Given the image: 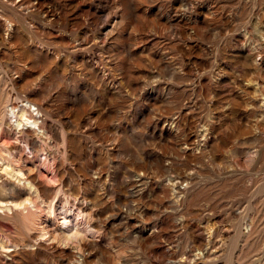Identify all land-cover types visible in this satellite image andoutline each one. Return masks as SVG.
Returning a JSON list of instances; mask_svg holds the SVG:
<instances>
[{
    "label": "rangeland",
    "instance_id": "374dc122",
    "mask_svg": "<svg viewBox=\"0 0 264 264\" xmlns=\"http://www.w3.org/2000/svg\"><path fill=\"white\" fill-rule=\"evenodd\" d=\"M0 264H264V0H0Z\"/></svg>",
    "mask_w": 264,
    "mask_h": 264
},
{
    "label": "bare ground",
    "instance_id": "6f19581e",
    "mask_svg": "<svg viewBox=\"0 0 264 264\" xmlns=\"http://www.w3.org/2000/svg\"><path fill=\"white\" fill-rule=\"evenodd\" d=\"M25 103V102H24ZM23 103V104H24ZM28 103V102H27ZM31 104V103H30ZM25 105V104H24ZM23 105V106H24ZM12 106V105H11ZM10 106V107H11ZM22 106V107H23ZM28 106V105H27ZM18 107V106H17ZM20 107H21V105H20ZM21 107V108H22ZM20 108V110H17L16 112H15V110H13V107H11V113H12V115H10L11 117H13L14 118V121L13 122H15V125L17 126V127H19L20 125H23V124H25V126L26 127H35V126H40L41 127V125H38V123H39V119H37V116H36V111H34V108L33 109H31L32 111L31 112H29L28 113V115H26V111L25 110H22ZM24 108H26V107H24ZM30 108V107H29ZM9 109V108H8ZM10 110V109H9ZM30 110V109H29ZM28 111V110H27ZM10 112L8 113V114H10ZM38 112H39V110H38ZM38 120V121H37ZM12 124V123H11ZM14 124V123H13ZM20 128V127H19ZM39 128V127H38ZM31 129V128H30ZM27 130V129H26ZM17 172H20V171H17ZM17 205V204H16ZM7 207V206H6ZM65 218V217H64ZM68 220V219H67ZM70 220V219H69ZM63 223L62 224H64L65 222H66V220H65V222L64 221H62ZM78 222V221H77ZM75 225H78V224H75ZM67 228H69V230H67ZM63 232H67V233H71L72 235L73 234H75V232H76V229H72V226L71 227H68V225H66V231H63Z\"/></svg>",
    "mask_w": 264,
    "mask_h": 264
}]
</instances>
